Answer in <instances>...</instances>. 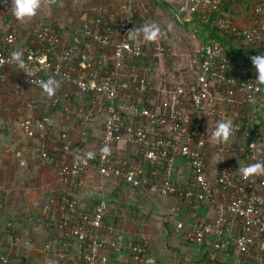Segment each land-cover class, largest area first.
I'll return each mask as SVG.
<instances>
[{
  "label": "built area",
  "instance_id": "1",
  "mask_svg": "<svg viewBox=\"0 0 264 264\" xmlns=\"http://www.w3.org/2000/svg\"><path fill=\"white\" fill-rule=\"evenodd\" d=\"M227 1L185 0L178 8L179 18L187 19L190 12L203 22L213 18L216 28L228 31L230 39L231 35L244 38L246 44V52L233 51L213 37L192 58L191 65L197 66L194 81L181 72L156 82L143 70L133 69L132 60L147 63L164 48L160 43L131 41L135 13L130 8L120 27L111 24L113 13L104 15L101 23L102 17L92 22L84 12L79 34L58 33L54 26L36 22L35 37L26 47H21L14 32H0V86L11 68L34 88L54 80L57 87L50 106L58 100L59 87L66 96L80 89L93 95V106L78 109L87 121L92 120L99 101L107 102L102 132L92 145L77 143L70 133L57 130L49 115L20 122L27 136L40 138L38 150L55 170L59 186L44 199L42 214L56 216V237L73 236L83 243V254L75 264H107L105 235L115 231L104 194L94 209L92 203L79 207L77 196L90 178H96L101 189L129 186L162 199L178 198L194 210L209 207L212 216L189 232L191 241L213 239L215 249L234 247L243 254L264 257V174L243 178L230 160L239 153L243 166H248L264 154V129L256 125L264 85L255 80L251 59L264 48V0H249L248 13L243 7L236 8L234 15L219 13ZM238 15L246 17L244 24L238 23ZM103 25L105 31L100 30ZM14 50L22 52L31 76L9 62ZM94 52L102 57L93 56ZM221 121L230 122L233 133L227 141L217 142L212 133ZM81 134L88 137L83 128ZM89 152L91 158L86 155ZM28 221L34 217L29 215ZM6 233L11 234L9 228ZM14 237L6 251H0V264H13L9 248ZM70 244L58 246L57 255L63 258L64 246ZM43 246L53 251L52 244ZM132 252L133 261L147 262L144 241L134 243Z\"/></svg>",
  "mask_w": 264,
  "mask_h": 264
},
{
  "label": "crops",
  "instance_id": "2",
  "mask_svg": "<svg viewBox=\"0 0 264 264\" xmlns=\"http://www.w3.org/2000/svg\"><path fill=\"white\" fill-rule=\"evenodd\" d=\"M184 2L182 0H153L152 7L163 6L165 9L173 10L174 16L183 23L185 28L201 33L204 31L202 27L191 21L187 23L190 17L187 19L178 17V8ZM133 4L136 8L126 6L124 8L135 9L140 14L144 13V2L134 0ZM5 6L6 8L11 7V0H0V27L22 25L27 29L30 28L25 24L26 22H22L23 20L5 18L4 15L7 12ZM8 12H12L11 8ZM237 21L239 24H244L246 17L238 15ZM26 35L25 33L22 38L20 37L22 43L26 41ZM8 71L10 74L5 77L0 94V206L7 208L8 215L22 211L25 214L34 215L35 218L39 212H42L44 199L50 192L55 191V188L59 186V181L55 170L39 159L37 154L39 150L36 153L31 145L21 144L24 133L20 127L18 115L31 108L32 105H36L39 109L51 107L48 102L50 96L42 88L27 85L17 72L13 73V69L8 68ZM58 91H62V87H59ZM258 114L264 120V102ZM60 116L62 115L51 116L54 122L57 120V130L62 124L75 123V127H72L70 131L75 142L92 145L99 139V137L83 136L81 134L83 126L78 120L73 122L74 120L67 115ZM256 125L263 129L259 121H256ZM231 144L233 145L232 142ZM230 160L237 170L239 165L245 164L244 157L239 153L232 155ZM257 163H264V154ZM90 179L87 185L79 191L77 197L81 205L85 206L92 203V198L100 197V194H104L109 201V220L115 222V231L105 235L104 250L108 256L107 264H264V257L246 255L234 247L215 249L213 239L200 242L191 241L188 238L189 232L212 216L213 212L209 207L200 206L194 210L178 198L162 199L156 194L148 193L147 190L129 186H120L115 190L104 186L101 189L98 187L96 178ZM2 217H5L4 214ZM232 224L233 230H236V224ZM38 229L39 226H35L33 230L28 231L29 235H27L31 243L40 246L33 252L37 259L33 261H37L38 264H47L46 262L62 264L60 263L62 258L57 255L56 251L45 249L44 241L49 240L50 237L40 234ZM139 241H144L146 245L144 259L147 262L132 260V246ZM10 247L13 259L27 253H22L21 245L17 247L15 242ZM74 258L76 259V255Z\"/></svg>",
  "mask_w": 264,
  "mask_h": 264
},
{
  "label": "trees",
  "instance_id": "3",
  "mask_svg": "<svg viewBox=\"0 0 264 264\" xmlns=\"http://www.w3.org/2000/svg\"><path fill=\"white\" fill-rule=\"evenodd\" d=\"M248 3H249V0H229L226 3H223L221 5V8L219 9V13L227 14V15L228 14L234 15L238 13V10L236 8H241V7H243L244 11L248 13ZM105 11L106 10H96V12L93 10L91 12L89 11V13H87L89 16V21L95 22L98 16L103 18V16L106 15ZM133 11L135 15L133 17V22H132L131 41L133 43L149 42L143 38L142 32H140V34H137V30L142 29L149 22L145 19V17L142 14L138 13L134 9ZM126 13H127V9L123 8L121 9V11H119L118 15L114 14V18L112 17L110 20L111 24L114 26H118V27L122 26L124 23L123 21H124V16L126 15ZM188 17H190V20L187 23H190V21L194 22L197 26H200L204 29V31L199 33V37L204 41V43H202V46L208 43L209 41H211V39L214 37L219 43L226 44L232 47L233 51H241V52L247 51L244 38L231 35L232 39H230L228 36L229 34L228 31L219 30L212 24L213 18H211V20L208 22H203L198 17L196 12H190L188 14ZM103 21H104V18L102 19L101 23H103ZM81 23H83V20L81 19V17H79L78 20L75 21V23H73L71 26L52 25L48 21L39 22V24L54 26L58 33L64 30H71L75 34H79L78 26ZM33 28H34V24L29 29H27V27L25 28L22 25H20L19 27L18 25L17 26H7V27H0V32L5 33L8 31H12L17 35L19 40L26 33L27 34L26 39H25L26 41L21 44V47H26L29 44V41L35 37ZM105 28H106V25H103L100 30L105 31ZM238 44H241L242 48L236 50L235 47ZM86 48L87 47H85V49ZM254 54L255 53H253L252 55ZM261 54H264V48L260 49V52L258 53V55H261ZM93 56L102 57L101 53H98V52H94ZM191 61H192V58H190V63H189L190 69L186 70L184 74L186 78L189 77L190 80L192 79V81H194V76L196 73L195 69H197V66L196 67L192 66ZM109 63L111 64L112 60H109ZM130 63L134 70H143L145 75H147L148 78H153V80L156 82H159L161 77L163 76L167 77V75H165L164 72H161L160 70L161 66H159L158 58L149 59L147 63H142L139 60H132ZM13 73H16V72L13 71ZM168 78L170 77H167V79ZM177 79H180V78L178 77ZM1 86H0V94L2 92ZM262 94H263L262 101L264 102V89L262 91ZM57 95L59 96L58 100L55 102V104H52L51 107L47 106L46 109H39L36 105H32L31 108L20 112V114L18 115V121L20 120L19 122H21L22 120L26 118H32V117L44 118L45 115L55 116V117H58L59 114H61L62 116L67 115L71 117L72 120H74L73 122H75V120L77 122L78 120V122L83 126V129H85L88 132V137L90 138L100 137V133L102 132V125L105 119L106 106H107L106 101H103V100L99 101L100 102L99 106L97 108L96 113L93 115L92 120L87 121L80 117L78 109L79 108H89L90 106H93L94 105V103L92 102L93 95L85 93L84 91L80 89H73L72 91L69 92L67 96L63 95L62 91H59ZM50 97H52V95ZM66 108L68 110H66ZM257 121H259L260 126L264 129V120L261 118L259 114L257 115ZM55 122H57V120H55ZM74 125L75 123H72V122L71 124H62L61 126H59V131L70 133L72 127L73 128L75 127ZM95 128L97 132L94 133ZM23 135H24V139L20 141L21 144L31 145L32 149L36 151L37 153L39 146H40V142H41L40 138L29 137L25 133ZM37 154L41 162L46 163V161L44 160V157L41 156L40 152H38ZM99 201H100L99 196L92 198L91 208L94 209L96 204ZM108 204H109V201H108ZM79 207L85 208L86 206L84 204L81 205V203L79 202ZM7 213H8L7 208L0 206V251L1 252L6 251L7 243L10 242L11 236L13 235L19 236L20 238L19 240H17V242L23 243L27 235H29L28 231L33 230L35 226H39V229L37 231L40 234H45L46 236L50 237L49 240L46 239L44 241V244L46 243L52 244L54 251L57 250L58 246L63 245V242H67V241L71 242L70 245L64 246V256L61 259L62 264H69V262H72L73 264H75L77 260L81 258L83 254L82 253L83 243L80 240L76 239L73 236L65 237L59 234L56 237V223H57L56 216L52 215L50 217H46L44 214H42V212H39L37 216L34 218V221L29 222L28 216L30 215V213L25 214L22 211H18L16 212V214H13V215H8ZM3 214L5 217H2ZM6 215L8 216L6 217ZM32 216L34 217V215ZM7 228H9L11 234L6 233ZM70 254L72 256H70ZM74 254L76 255V259L74 258L75 256Z\"/></svg>",
  "mask_w": 264,
  "mask_h": 264
},
{
  "label": "rangeland",
  "instance_id": "4",
  "mask_svg": "<svg viewBox=\"0 0 264 264\" xmlns=\"http://www.w3.org/2000/svg\"><path fill=\"white\" fill-rule=\"evenodd\" d=\"M139 1L144 2V13L149 9V13H145L146 15L143 13L145 19L149 22L148 24H156L160 29V34L157 40L146 43L152 45L160 43L164 48L163 52H161L158 57L161 72H164V74L170 78H172L174 74L177 75L181 72L185 73L186 70L190 69V58H193L194 56L196 57L202 46L203 40L198 36L199 33L191 30V28H185L183 23L178 21L176 16H174L175 13H173V10H169L168 8L165 9L163 6L159 8L152 7L153 0ZM133 3L134 0H40V8L37 13L32 16V19L29 20L30 17H27L25 20L23 19L22 22H26L25 24H27L28 27H31L35 22L41 21H48L52 25L71 26L84 12L89 13V11L91 12L92 10L95 12L96 10H106V14L115 12V14L118 15L119 11H121L124 6L133 8ZM10 8L11 7L6 8L7 12L4 15L5 18L17 20L14 16L10 15L12 12H8ZM27 20L29 21L27 22ZM20 40L22 41V39ZM95 132H97L96 128L94 133ZM14 236L16 246L20 247L21 245L22 253H27L14 258L13 264H38L37 261H33L37 260L35 259L33 252L38 250V247L40 246L31 243L32 241L28 240L27 237L25 240L23 239V243H18L17 240L20 237L16 235ZM19 258L21 260H19ZM61 261L62 260H60V263H62ZM46 263L52 264V262Z\"/></svg>",
  "mask_w": 264,
  "mask_h": 264
},
{
  "label": "clouds",
  "instance_id": "5",
  "mask_svg": "<svg viewBox=\"0 0 264 264\" xmlns=\"http://www.w3.org/2000/svg\"><path fill=\"white\" fill-rule=\"evenodd\" d=\"M40 8V0H11V11L12 15L17 20H23L26 17L34 16ZM143 33V38L146 41L152 42L157 40L160 29L156 24H147L142 29L137 30V34ZM22 52L19 50H14L10 53V63H16L20 68L24 70V72L31 76L32 72L25 65L22 59ZM252 64L256 70L255 80L258 84L264 85V54L253 56ZM40 87L42 90L51 96L56 87L57 83L49 79L47 81L41 82ZM233 133V128L230 122L221 121L217 124L215 130L212 135L216 139L217 142L227 141L230 135ZM104 151L107 153L108 148H105ZM88 158H91L92 153H86ZM238 170L243 178H248L249 176L262 175L264 174V163H254L248 166H240Z\"/></svg>",
  "mask_w": 264,
  "mask_h": 264
}]
</instances>
